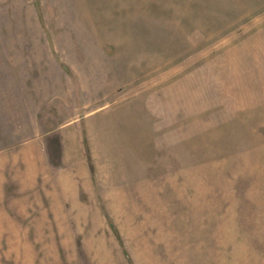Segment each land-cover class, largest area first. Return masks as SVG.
<instances>
[{
  "label": "rangeland",
  "instance_id": "rangeland-1",
  "mask_svg": "<svg viewBox=\"0 0 264 264\" xmlns=\"http://www.w3.org/2000/svg\"><path fill=\"white\" fill-rule=\"evenodd\" d=\"M0 264H264V0H0Z\"/></svg>",
  "mask_w": 264,
  "mask_h": 264
}]
</instances>
